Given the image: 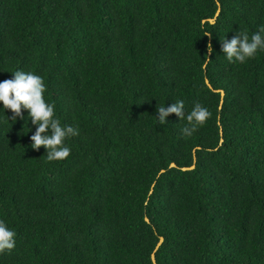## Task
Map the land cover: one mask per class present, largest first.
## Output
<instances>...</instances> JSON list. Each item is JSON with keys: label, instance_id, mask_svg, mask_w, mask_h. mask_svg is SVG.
Wrapping results in <instances>:
<instances>
[{"label": "trees", "instance_id": "obj_1", "mask_svg": "<svg viewBox=\"0 0 264 264\" xmlns=\"http://www.w3.org/2000/svg\"><path fill=\"white\" fill-rule=\"evenodd\" d=\"M261 26L264 0H0V82L39 75L78 129L49 161L0 103V264H264V50H221ZM177 100L211 114L190 136Z\"/></svg>", "mask_w": 264, "mask_h": 264}, {"label": "clouds", "instance_id": "obj_2", "mask_svg": "<svg viewBox=\"0 0 264 264\" xmlns=\"http://www.w3.org/2000/svg\"><path fill=\"white\" fill-rule=\"evenodd\" d=\"M204 35H211L205 32ZM208 52L213 51L211 43ZM221 50L226 54L229 62L243 63L247 58L253 57L258 50H264V26L251 36L247 31L236 32L232 38L223 39ZM45 84L39 75L31 72L16 71L13 77L0 82V103L4 109H10L11 118H23L22 107L28 110L33 125H36L34 134L30 137L31 147L39 149L41 146L47 151L49 161L66 159L71 149L64 143L69 136L78 135V129L71 126H61L58 119L54 118V105L46 103L44 99ZM157 117L161 124L166 123L170 114H175L179 119H186L187 125L182 128L184 135H192L199 126L209 118L210 112L200 103H196L189 113H185L183 100H177L167 107L157 108ZM15 232L0 220V253L11 251L15 247ZM156 261V260H155Z\"/></svg>", "mask_w": 264, "mask_h": 264}, {"label": "water", "instance_id": "obj_3", "mask_svg": "<svg viewBox=\"0 0 264 264\" xmlns=\"http://www.w3.org/2000/svg\"><path fill=\"white\" fill-rule=\"evenodd\" d=\"M217 13H218V11H217ZM210 21L212 22L213 20L210 19ZM206 82H207L208 86L211 87L210 83H209L208 81H206ZM220 93H221V95H223V94H224L223 90H220ZM171 166H175V164H174V163H171ZM192 167H193V166H191V167H182V169H183V170H186V169H190V168H192ZM146 219H147V218H146ZM147 220H148V219H147ZM162 241H163V237H160V238H159V242H158L157 245L159 246L160 243H161ZM158 246H157V247H158ZM151 260H152L153 264H156L154 253L151 254Z\"/></svg>", "mask_w": 264, "mask_h": 264}]
</instances>
